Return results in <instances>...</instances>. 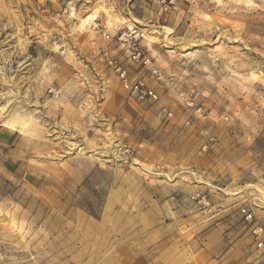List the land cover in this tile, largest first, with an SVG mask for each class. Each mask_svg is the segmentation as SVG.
Listing matches in <instances>:
<instances>
[{
  "label": "rangeland",
  "instance_id": "obj_1",
  "mask_svg": "<svg viewBox=\"0 0 264 264\" xmlns=\"http://www.w3.org/2000/svg\"><path fill=\"white\" fill-rule=\"evenodd\" d=\"M259 240L264 0H0V264H264Z\"/></svg>",
  "mask_w": 264,
  "mask_h": 264
},
{
  "label": "built area",
  "instance_id": "obj_2",
  "mask_svg": "<svg viewBox=\"0 0 264 264\" xmlns=\"http://www.w3.org/2000/svg\"><path fill=\"white\" fill-rule=\"evenodd\" d=\"M107 38V36H105ZM128 61H132L134 63H137L138 65L144 67L151 79H154L155 81L161 80L163 78L161 71L153 64L151 61V58L147 55H145L138 43L136 35H132L128 40ZM107 64L110 66V68L114 71L116 74V77L118 78V81L120 85L125 88L128 91L129 96L136 100V101H156L158 100V95L156 94L153 87L147 83L146 79L143 76H138L136 78H131L129 76V71L126 66H124L121 62H119L117 59H107ZM188 106H192V102H186ZM164 112V115L166 117L171 116L170 111H166L165 109L162 110ZM201 107L196 108V112H200ZM203 119L207 118V115L201 114ZM186 125H189V121L185 122ZM215 142V137L211 135L206 142L202 145V150H206L207 147L213 145ZM117 151L126 155L130 156L133 154L132 148L126 144L122 143L117 145ZM191 199L196 201L198 204L201 205H207L208 200L204 193H195L191 196ZM239 211L242 213L245 220L250 221L252 220L253 213L251 210L247 209L246 207L242 206L239 208ZM254 228L252 229L253 234L259 235L261 233V229ZM264 245V240H259L256 242L257 247H262Z\"/></svg>",
  "mask_w": 264,
  "mask_h": 264
},
{
  "label": "bare ground",
  "instance_id": "obj_3",
  "mask_svg": "<svg viewBox=\"0 0 264 264\" xmlns=\"http://www.w3.org/2000/svg\"><path fill=\"white\" fill-rule=\"evenodd\" d=\"M70 14L71 16H75V9L73 6H70ZM94 17V16H93ZM92 15L89 14L87 16H85L84 18H82V20L80 19V27H84L85 29V26L89 25L88 23L93 19ZM77 18V17H76ZM93 22V21H92ZM79 26V25H78ZM79 27V28H80ZM82 29V28H81ZM183 50V49H182ZM134 163V162H133Z\"/></svg>",
  "mask_w": 264,
  "mask_h": 264
},
{
  "label": "crops",
  "instance_id": "obj_4",
  "mask_svg": "<svg viewBox=\"0 0 264 264\" xmlns=\"http://www.w3.org/2000/svg\"><path fill=\"white\" fill-rule=\"evenodd\" d=\"M229 232V231H228ZM228 235V233H227V231L225 230V236H227ZM225 242L227 241V240H224Z\"/></svg>",
  "mask_w": 264,
  "mask_h": 264
}]
</instances>
